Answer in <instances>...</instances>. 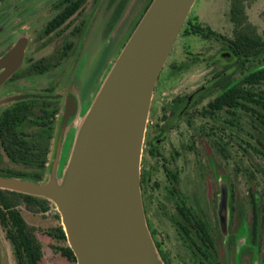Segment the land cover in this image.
<instances>
[{
	"label": "rangeland",
	"instance_id": "rangeland-1",
	"mask_svg": "<svg viewBox=\"0 0 264 264\" xmlns=\"http://www.w3.org/2000/svg\"><path fill=\"white\" fill-rule=\"evenodd\" d=\"M45 1L13 0L10 18H18L22 23L23 8H29V4L41 6ZM102 1L90 0L78 22L84 20L87 26ZM149 1H106L102 16L87 43L83 71L81 74L77 73L81 92L90 102H93L105 75L143 16ZM230 4V0L196 1L187 20L190 23L184 25L170 57V63H180L182 69L169 74L168 69L165 71L166 81L157 91L154 111L152 116H149L147 125L141 167V172H144L147 180L143 196L151 226L157 238L164 242V248L170 252L173 264H196V261L172 223L176 209L173 199L170 198V182L164 165L180 171L181 186L189 203L201 207L216 227L217 234H222V244L224 249L227 248L226 259L229 264H234V241L227 247L231 234H234L231 189L236 196L235 201L241 204L246 212L242 228L236 237L237 253L241 245L250 242L247 221L250 210L249 192L252 186L264 205V146L259 142L264 143V125L242 108L234 109V114L227 110L216 113L200 111L221 92V88H215L212 83L223 66V60L219 57L222 44L216 40H205L199 34L193 33L191 23H201L232 37L234 26L230 20ZM247 11L250 20L264 36V0H251ZM0 12V20L5 22L6 15L10 13L8 7H3ZM48 17L49 12H39L29 18V23L24 24L26 27L32 22L35 24L30 33L32 37L33 34L36 36L35 43L39 37L36 31ZM23 19H26L25 16ZM1 22L0 27L3 24ZM35 45L31 47L34 48ZM35 51H32L31 55H39L34 54ZM257 66L258 64L254 68ZM241 74V71H237L235 77L239 79ZM260 88L264 90V84ZM183 94H191L190 99L204 94L205 101L189 116L179 118L158 143V152L151 154V142L158 134L152 121L160 120L162 106L169 107L175 96ZM5 166L17 168L7 162ZM24 172L32 173L33 170L29 168ZM47 179L48 177L45 180ZM22 211L28 222L41 228L39 236L44 245V263L77 264L54 250V245H65V242L46 233L61 222V217H57L55 205L45 215L33 214L24 206ZM0 264H18L12 243L6 238L1 225Z\"/></svg>",
	"mask_w": 264,
	"mask_h": 264
},
{
	"label": "flooded vegetation",
	"instance_id": "flooded-vegetation-1",
	"mask_svg": "<svg viewBox=\"0 0 264 264\" xmlns=\"http://www.w3.org/2000/svg\"><path fill=\"white\" fill-rule=\"evenodd\" d=\"M79 1L81 0H46L41 6L29 4V8L21 10L26 18L21 16L22 21L24 20L21 23L18 18H10L13 0H0V11L3 7H8L10 11L5 17V22L0 20L3 23L0 27V62L17 45H24V57L20 67L0 83V171L13 172L19 177L35 181H45L52 173L63 175L74 144L78 122L92 104V100L90 102L82 94L77 77L83 71L87 43L102 16L107 0L101 2L87 26L84 20L78 22V19L85 12L90 0H82L78 6ZM39 12H49L50 17L36 31L39 37L35 43L36 36H30L31 28L35 24L32 22L27 27L24 24L29 23V18ZM216 41L222 44L221 41ZM33 44H36L34 48L31 47ZM31 49L36 50L34 54L39 55H31L34 51ZM171 54L156 84L150 116L154 111L157 91L166 81L165 71L168 69L169 74L182 69V64L170 63ZM228 56L232 55L222 44L219 57L223 60V66L216 74L213 86L219 78L218 75L234 73V66L227 68V65L231 64L228 62ZM6 72L7 67L0 66V77ZM214 87L223 91L222 86ZM190 95H177L171 100L169 107H161L160 120L152 121L158 134L151 142V154L158 152V143L179 118L189 116L205 101L204 94L193 99H190ZM209 102L200 110L202 113L210 112ZM223 110L234 114V108ZM253 116L264 125V115ZM259 142L264 146L263 142ZM5 162L17 168L5 166ZM29 168L33 170L32 173L24 172ZM164 169L170 182V198L173 199L176 209L172 223L187 243L193 260L196 264H222V261L229 264L226 259L227 248L224 249L222 244V234H217L216 227L201 207L189 203L181 186L180 171L167 165H164ZM146 181L144 172H141L142 193ZM231 193L234 234H231L227 247L234 241V264H264V205L252 186L249 192L250 210L247 221L250 242L241 245L237 253L236 237L242 228L246 212L243 206L235 201L236 196L232 189ZM144 205L149 227L162 257L166 264H173L170 252L164 248V242L157 238L151 226L145 200ZM217 222L219 224V219Z\"/></svg>",
	"mask_w": 264,
	"mask_h": 264
},
{
	"label": "water",
	"instance_id": "water-1",
	"mask_svg": "<svg viewBox=\"0 0 264 264\" xmlns=\"http://www.w3.org/2000/svg\"><path fill=\"white\" fill-rule=\"evenodd\" d=\"M197 0H152L78 122L63 175H0V188L49 199L77 264H166L149 227L141 186L156 84ZM17 45L0 62L14 73Z\"/></svg>",
	"mask_w": 264,
	"mask_h": 264
},
{
	"label": "trees",
	"instance_id": "trees-1",
	"mask_svg": "<svg viewBox=\"0 0 264 264\" xmlns=\"http://www.w3.org/2000/svg\"><path fill=\"white\" fill-rule=\"evenodd\" d=\"M81 1L78 6L81 5ZM151 2L152 0L148 2L144 13ZM230 2V20L234 26L232 37L224 36L201 23H191L193 33L203 38L221 41L224 49L232 55L227 57L231 63L227 68L234 66V73L218 75L214 86H222L223 91L209 102L208 110L216 112L226 108H242L252 115H264V90L260 88L264 84V36L250 20L247 8L251 0ZM188 23L190 22L187 21L185 25ZM256 64L258 66L254 68ZM237 71L242 72L239 79L235 77ZM0 175L19 177L13 172L5 171H0ZM22 206L33 214L45 215L54 204L47 198L0 188V225L6 238L12 243L17 263L46 264L44 245L39 236L41 228L26 220ZM56 214L60 219L59 213ZM46 233L59 241H64L65 245H54V250L77 263L61 222Z\"/></svg>",
	"mask_w": 264,
	"mask_h": 264
}]
</instances>
